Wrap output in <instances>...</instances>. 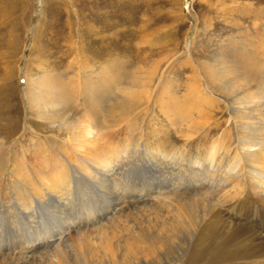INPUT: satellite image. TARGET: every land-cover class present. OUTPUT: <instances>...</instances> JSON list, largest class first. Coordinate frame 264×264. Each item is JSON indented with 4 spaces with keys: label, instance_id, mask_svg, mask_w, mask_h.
Returning a JSON list of instances; mask_svg holds the SVG:
<instances>
[{
    "label": "bare ground",
    "instance_id": "1",
    "mask_svg": "<svg viewBox=\"0 0 264 264\" xmlns=\"http://www.w3.org/2000/svg\"><path fill=\"white\" fill-rule=\"evenodd\" d=\"M229 43L233 53L223 51L220 67L213 63L189 66L193 67L194 82L186 90L170 79V74L161 73V61L151 71L135 65L138 68L130 73L135 77L132 87L147 88L141 96L128 92L130 88L123 89L120 97L117 93L126 70L134 69L130 64H112L107 72L114 76L110 88L100 82L84 83L81 78L76 83L71 79L69 89L59 75L35 81L27 74L26 87L32 92L37 89L32 103L46 107L41 109L48 120L67 121V106L75 88L83 93L86 112L83 121L67 128L70 137L61 145L43 146L42 142L32 153L24 149L33 165L41 167L34 169L36 175L27 169L26 159H12L14 181L6 186L2 182L4 187H0V264H9L7 258L49 256L52 252L53 258L45 264H165L193 244L198 229L225 206L244 221L240 232L261 239L264 91L255 82L258 77L264 80V66L246 53V47L237 52L236 44ZM211 85L228 89L223 95L231 117L238 120L236 137L231 128L223 130L222 119L215 121L221 110L211 106L218 102ZM101 86L115 89L113 96L97 94ZM175 89L184 90L185 99H180ZM112 97L116 98L113 105L109 103ZM182 102L184 109L178 107ZM125 106L138 115L129 119L132 113ZM155 111L163 122L150 118L149 130L139 127V115L151 117ZM113 113L112 122L108 118ZM188 120L192 126L182 136V143L174 142L170 132L180 131V125ZM117 128L119 137L107 144L105 136ZM132 132L137 137L129 140ZM220 133L212 142L211 135ZM55 155L60 156L58 161L50 162ZM7 224L12 229L10 239L4 233ZM200 238L194 245L196 264L208 245ZM225 255L215 263L225 262Z\"/></svg>",
    "mask_w": 264,
    "mask_h": 264
},
{
    "label": "rangeland",
    "instance_id": "2",
    "mask_svg": "<svg viewBox=\"0 0 264 264\" xmlns=\"http://www.w3.org/2000/svg\"><path fill=\"white\" fill-rule=\"evenodd\" d=\"M230 41L236 44L237 52L246 47V53L259 59L260 65L264 66V0H0V187L14 181L10 175L13 172L10 171L12 159L17 161L21 158L24 162L26 159L29 163L26 162L27 169L36 175L35 171L41 167L33 165V158L24 149L32 153L42 142L43 146L61 145L70 137L67 128L83 121L86 112L83 93L80 88H75L67 106V121L48 120L43 110L46 107L32 103L36 100L34 92L37 89L32 92L26 87L27 74L35 81L59 75L69 89L73 81L76 83L81 78L84 83L88 80L100 82L110 88L109 82L114 81V76L107 72L112 64L123 63L125 67L130 64L134 65V69L126 70L128 74L119 80L120 90L117 93L120 97L125 92L123 89L130 88L128 92L134 91L141 96L147 88L132 87L131 81L135 77L130 73L137 66L151 71L157 66L155 63L161 61V73L170 74V79L186 90L193 87L191 83L194 82L193 67L189 66L192 63L208 66L213 63L220 67L218 59L224 56L223 51L233 53L228 49ZM241 59L240 63L244 61V56ZM186 76H190L191 80H186ZM257 80L255 84L263 92L264 80L262 77ZM225 82L229 80L225 79ZM103 86L97 94L112 95L111 92H115V89L110 91ZM211 88L218 101L211 106L221 110L215 121L222 119L223 130L231 128L236 137L238 120L231 117L223 95L227 87L211 85ZM184 90L179 92L175 89L180 99H185ZM114 102L116 98L112 97L109 103L113 105ZM156 102L154 100L153 103ZM178 107L184 109L186 105L182 102ZM124 108L132 113L129 119L138 115L128 106ZM112 109L117 110L115 107ZM48 110L51 112L50 108ZM114 117L113 113L108 120L114 121ZM158 117L156 111L151 117L139 115L138 125L147 128L150 118L160 124L162 119ZM180 126V131L173 129L170 132L176 143H182V136L186 135L192 123L188 120ZM119 129L105 136L107 144L117 140L119 135L115 131ZM221 135L212 134V142ZM128 137L132 140L137 136L132 132ZM41 149L43 155L44 149ZM58 158L60 156L55 155L50 162L55 163ZM51 166L50 163L49 167L53 170ZM232 211L225 206L217 214H212L202 230L198 229L200 233L193 244L191 242L175 261L165 264H196L194 245L199 237L208 243L200 253L203 254L200 264H264L263 229L258 232L261 239L253 237L252 233L240 232L239 227L244 221ZM5 222L2 224L5 225ZM4 233L7 239L11 238L12 229L8 224L7 228L4 226ZM250 235L252 238L247 239ZM224 253L225 262L215 263ZM54 254L52 252L48 256L41 253L32 258L20 256L19 259L12 257L4 260L9 264H45Z\"/></svg>",
    "mask_w": 264,
    "mask_h": 264
}]
</instances>
